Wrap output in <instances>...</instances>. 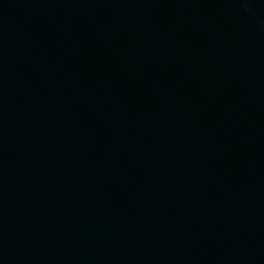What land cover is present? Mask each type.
<instances>
[{
    "label": "water",
    "instance_id": "1",
    "mask_svg": "<svg viewBox=\"0 0 264 264\" xmlns=\"http://www.w3.org/2000/svg\"><path fill=\"white\" fill-rule=\"evenodd\" d=\"M0 264H264V0H0Z\"/></svg>",
    "mask_w": 264,
    "mask_h": 264
}]
</instances>
